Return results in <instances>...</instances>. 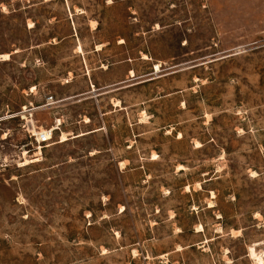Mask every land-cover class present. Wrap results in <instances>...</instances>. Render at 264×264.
Instances as JSON below:
<instances>
[{"label": "rangeland", "instance_id": "obj_1", "mask_svg": "<svg viewBox=\"0 0 264 264\" xmlns=\"http://www.w3.org/2000/svg\"><path fill=\"white\" fill-rule=\"evenodd\" d=\"M5 54L0 264H264V0H0Z\"/></svg>", "mask_w": 264, "mask_h": 264}, {"label": "built area", "instance_id": "obj_2", "mask_svg": "<svg viewBox=\"0 0 264 264\" xmlns=\"http://www.w3.org/2000/svg\"><path fill=\"white\" fill-rule=\"evenodd\" d=\"M51 100V98H50ZM21 118L24 119V116L21 115ZM46 132V131H45ZM49 133H51V131H48ZM49 136H45L43 132L37 133L36 135H34V139H35V143L37 144V146H40L42 143H46L48 140Z\"/></svg>", "mask_w": 264, "mask_h": 264}, {"label": "bare ground", "instance_id": "obj_3", "mask_svg": "<svg viewBox=\"0 0 264 264\" xmlns=\"http://www.w3.org/2000/svg\"><path fill=\"white\" fill-rule=\"evenodd\" d=\"M0 58H2L3 60H7L8 59V55L7 54H5V55H1V57ZM44 133V132H43ZM44 135L45 136H49V135H51L49 132H45L44 133ZM51 137V136H50ZM50 137H48V140H50ZM64 141H66V136L65 135H62L61 136V142H64ZM26 162V161H25ZM253 254V253H252Z\"/></svg>", "mask_w": 264, "mask_h": 264}, {"label": "crops", "instance_id": "obj_4", "mask_svg": "<svg viewBox=\"0 0 264 264\" xmlns=\"http://www.w3.org/2000/svg\"><path fill=\"white\" fill-rule=\"evenodd\" d=\"M73 37V35H70V38H72Z\"/></svg>", "mask_w": 264, "mask_h": 264}]
</instances>
